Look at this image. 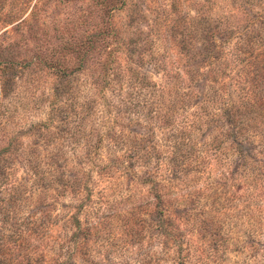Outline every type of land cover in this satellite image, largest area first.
<instances>
[{
	"label": "rangeland",
	"instance_id": "1",
	"mask_svg": "<svg viewBox=\"0 0 264 264\" xmlns=\"http://www.w3.org/2000/svg\"><path fill=\"white\" fill-rule=\"evenodd\" d=\"M0 264H264V0H0Z\"/></svg>",
	"mask_w": 264,
	"mask_h": 264
},
{
	"label": "trees",
	"instance_id": "2",
	"mask_svg": "<svg viewBox=\"0 0 264 264\" xmlns=\"http://www.w3.org/2000/svg\"><path fill=\"white\" fill-rule=\"evenodd\" d=\"M243 155V154H242Z\"/></svg>",
	"mask_w": 264,
	"mask_h": 264
}]
</instances>
